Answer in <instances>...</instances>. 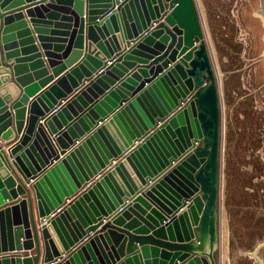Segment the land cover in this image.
<instances>
[{
	"label": "water",
	"instance_id": "95a60500",
	"mask_svg": "<svg viewBox=\"0 0 264 264\" xmlns=\"http://www.w3.org/2000/svg\"><path fill=\"white\" fill-rule=\"evenodd\" d=\"M11 1L0 0V264H218L222 107L196 0L4 10ZM199 4L230 155L264 138V0ZM39 10L70 16L47 24ZM21 29L35 38L18 56ZM65 44L62 58L84 59L38 94ZM88 60L99 68L83 82ZM253 256L264 264V231Z\"/></svg>",
	"mask_w": 264,
	"mask_h": 264
},
{
	"label": "rangeland",
	"instance_id": "374dc122",
	"mask_svg": "<svg viewBox=\"0 0 264 264\" xmlns=\"http://www.w3.org/2000/svg\"><path fill=\"white\" fill-rule=\"evenodd\" d=\"M196 2L220 85L223 122L220 214L226 213L230 219L225 231L221 226L220 236L224 239L222 235L228 231L232 264H255L253 254L262 243L264 231V138L227 155L223 82L199 0Z\"/></svg>",
	"mask_w": 264,
	"mask_h": 264
},
{
	"label": "crops",
	"instance_id": "0c3cea01",
	"mask_svg": "<svg viewBox=\"0 0 264 264\" xmlns=\"http://www.w3.org/2000/svg\"><path fill=\"white\" fill-rule=\"evenodd\" d=\"M4 0H2V2H3ZM18 1L19 0H13V1H11L10 3H8V4H6V6H5V9L4 10H9V9H12V8H15V7H17V6H19V5H21L20 3H18ZM17 2V3H16ZM24 3H26V2H24ZM23 3V4H24ZM33 4H36V3H33ZM196 4H197V2H196ZM197 8H198V4H197ZM32 10H35V8H32ZM100 10V14H98L97 16H95L94 18L95 19H98V20H101L102 18H104V12L105 11H109L110 9H99ZM40 11V10H39ZM0 12H3V11H0ZM198 12H199V14H200V11H199V9H198ZM25 13H26V11H25ZM24 13V14H25ZM36 13V17L38 18V19H40L41 21L42 20H44L47 24L48 23H53V22H61L62 21V19H63V17L64 16H70V15H65L64 13H61L60 11H52V12H50V13H54V14H56L57 16H58V18L57 17H50V13H48V14H46L45 12L43 13V11L41 10L40 11V13H38V12H35ZM40 14L42 15L41 17H40ZM73 17V19H72V21H69L68 23H70V24H72V26H73V28H72V32H73V30H74V23H75V18H74V16H72ZM200 18H201V16H200ZM30 19H28V17L26 16V21L28 22ZM25 21V20H24ZM23 21V22H24ZM99 22H101V21H96V23H99ZM201 22H202V20H201ZM95 23V24H96ZM18 23L16 22V21H14V22H12L8 27H13V26H16ZM45 30H48L49 32L51 31L52 32V30H55L54 29V26H51L50 27V25H43L42 26ZM34 29V28H33ZM13 32H11L10 33V35H15L16 37H17V41H15L14 43H12V44H15V47H14V50H13V52L15 51L16 53H18V56H23V55H28V53L27 52H25V50H27L28 48H27V44H22L21 42H23V41H25L26 39H28V38H31V39H33V38H35V36H34V34H33V37L32 36H28L27 38H24V39H19L18 38V34H19V32H22V31H24V29H21V31H19V30H12ZM58 31H60V30H58ZM33 33V32H32ZM49 34V33H48ZM55 38H61L60 36H57V37H55ZM68 46L69 45H67V44H65L64 45V50H63V52L61 51L60 53H58L59 54V56H61V60H57V59H53V60H55L54 61V64H53V66H54V68H50V66L48 65V64H46L48 67H49V71H50V74H49V77H47V79L48 78H53L54 80L47 86V87H45L46 85H40V81H36V82H34L33 84L34 85H38V87H39V89H38V91H39V93L38 94H40V93H42V92H44V91H46V90H48L49 89V87H51L57 80H58V78H61L62 76H63V74H64V72H70L71 70L73 71L74 69H76V68H79V66H80V64H81V62H82V60L84 59V56L85 55H80L81 53H80V50H77V51H75L74 49H72V53H70L69 54V56H68V58L67 59H64V58H62V56H64V54H66L65 52H66V48H68ZM42 53H44L43 51H42ZM74 53H76V54H74ZM45 60V59H44ZM56 62V63H55ZM88 63H89V65L90 66H84V70L83 69H80V75L82 76V78H84V79H82L83 80V82H85V80H87L88 79V77L91 75V76H93L94 75V72H96L97 70H98V66L96 65L97 63H93V62H91V61H89L88 60ZM29 64L30 63H24V66L27 68V71H26V73L27 74H29V75H34L35 73V71H33L32 70V68H30L29 67ZM89 67H92L94 70H92L91 68H89ZM120 70V69H119ZM121 71V70H120ZM122 72V71H121ZM114 75V77L113 78H109L110 80H112V81H115L114 80V78H116V77H119L118 75H116V74H113ZM76 78H77V76H75ZM93 77H91L90 79H92ZM78 79V78H77ZM1 80H2V76H0V90H2V89H4L5 88V86H6V84L4 85L2 82H1ZM86 84H88V82L86 83ZM104 84L105 85H108L109 86V84L110 83H108V82H104ZM85 85L84 84H82L81 85V87H80V89H82V87H84ZM99 88L101 89V90H104L105 88L101 85H99ZM79 89V90H80ZM64 91V90H63ZM95 93L96 94H98V92L97 91H95ZM76 94V91L73 93V95L72 96H74ZM90 96H92L91 94H90ZM93 97V96H92ZM71 98V97H70ZM28 100L29 101H32L33 100V98H31V97H29L28 96ZM85 101H86V103H88V105L90 104L89 102H88V100H86L85 99ZM80 106L84 109V106L82 105V104H80ZM74 112H76L77 114H79L78 113V109L74 106ZM74 112L72 111V113L70 112V115L72 116V118H75V114H74ZM113 112H115V110L113 111ZM48 116V115H47ZM46 116V117H47ZM92 117H90V118H88V120H86V121H84V124L85 125H88V122H90V121H92V119H91ZM60 124H62V122H60ZM80 126L82 127V129H84L83 128V126L80 124ZM0 145H3V146H5V143L3 142V141H0ZM6 151L8 150V148H4ZM28 187H30V186H28ZM220 199H221V197H220ZM142 207V206H141ZM143 209H145L144 207H142ZM148 213L150 214V211H148ZM147 217V216H146ZM221 217H222V219H221ZM111 218V216L109 217V219ZM132 218L133 219H135V215H132ZM129 221H127V223H128ZM229 222H230V219H229V216L226 214V213H224V214H220V202H219V237H220V239H219V248H218V252H217V254H216V257H217V261H218V259H219V261L217 262L218 264H232V262H230V250H229V244H228V240H229V236H228V231L227 232H225V233H223V235H222V237H224V239H222L221 240V236H220V229H221V226L223 225V227H224V231H225V229H227V226L229 227ZM261 245V244H260ZM260 245H258V247L260 246ZM257 247V248H258ZM256 248V249H257ZM255 249V250H256ZM151 256H152V253L150 254ZM254 255V254H253ZM258 256H259V258L261 259V253H260V251H259V253H258ZM253 258H254V260H255V264H259L258 263V261L255 259V256H253ZM262 260V259H261Z\"/></svg>",
	"mask_w": 264,
	"mask_h": 264
},
{
	"label": "trees",
	"instance_id": "16d2710c",
	"mask_svg": "<svg viewBox=\"0 0 264 264\" xmlns=\"http://www.w3.org/2000/svg\"><path fill=\"white\" fill-rule=\"evenodd\" d=\"M220 188H221V183H220ZM218 261H219V259H218Z\"/></svg>",
	"mask_w": 264,
	"mask_h": 264
}]
</instances>
